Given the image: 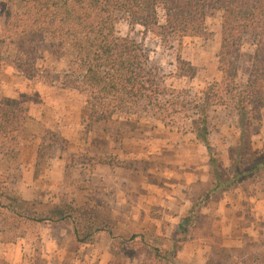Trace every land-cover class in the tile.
<instances>
[{
  "label": "rangeland",
  "instance_id": "1",
  "mask_svg": "<svg viewBox=\"0 0 264 264\" xmlns=\"http://www.w3.org/2000/svg\"><path fill=\"white\" fill-rule=\"evenodd\" d=\"M5 4L0 0V38ZM220 24L219 12L208 14L204 29L178 49L176 44L163 46L143 27L124 20L116 24V32L141 43L151 62L165 72L175 70L178 53L195 75L172 81L196 93L220 77ZM37 48L53 78L51 66L56 63L48 54L49 45ZM0 52L11 57L15 49L0 39ZM251 53L246 43L239 60L240 80ZM4 58L0 98L17 99L27 117L11 125V133H0V260L142 264V255L114 257L107 232L99 233L92 244H81L68 221H17L10 204L24 199L41 210L65 203L84 206L117 235H157L164 247L175 242V264H264V168L248 180L210 193L208 152L194 133L150 118L83 120L75 94L29 76L14 58ZM208 116L210 144L225 166L232 151L264 156V108L245 126L249 142L240 139L242 122L229 106H211ZM192 205L194 216L185 225Z\"/></svg>",
  "mask_w": 264,
  "mask_h": 264
},
{
  "label": "trees",
  "instance_id": "2",
  "mask_svg": "<svg viewBox=\"0 0 264 264\" xmlns=\"http://www.w3.org/2000/svg\"><path fill=\"white\" fill-rule=\"evenodd\" d=\"M216 11L221 18L220 77L196 93L172 81L195 75L193 66L178 53L175 70L165 72L151 62L141 43L116 32V24L124 20L143 27L163 46L176 44L178 49L202 31L205 17ZM2 30L3 44L15 49L14 63L29 76L75 94L83 120L150 118L194 133L208 152L210 193L248 180L264 168V156L246 157L233 151L225 166L210 144L208 116L211 106H229L242 122L240 139L249 142L245 126L264 108V0H6ZM246 43L252 53L240 80L239 60ZM39 44L49 45L48 54L56 63L51 66L53 78ZM7 57L0 52L1 62ZM26 117L27 110L17 99L0 98L1 134L11 133V125ZM10 211L17 221H68L81 244H92L99 233L107 232L114 257L142 255V264H175V242L164 247L159 246L157 235H117L84 206L65 203L41 210L34 202L15 199ZM193 216L192 205L185 225ZM0 264L10 263L0 260Z\"/></svg>",
  "mask_w": 264,
  "mask_h": 264
}]
</instances>
